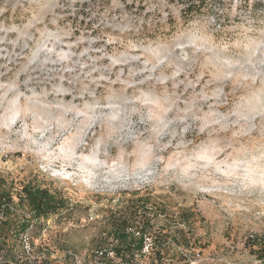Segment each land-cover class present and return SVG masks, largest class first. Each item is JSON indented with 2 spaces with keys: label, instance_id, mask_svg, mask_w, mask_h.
<instances>
[{
  "label": "clouds",
  "instance_id": "9594fccd",
  "mask_svg": "<svg viewBox=\"0 0 264 264\" xmlns=\"http://www.w3.org/2000/svg\"><path fill=\"white\" fill-rule=\"evenodd\" d=\"M25 2L0 0V31L4 33L0 45H13L12 52L6 46L0 48V60L7 61L0 63V69L6 70L0 76L14 71L19 59L15 48L24 39L25 48L28 41H36L37 50L21 71L30 75L29 69L36 65L56 72L60 86L41 99L26 96L18 83L0 82V171L10 172V179L25 184L33 177L36 182H51L63 190L65 198L97 210L114 206L122 194L131 198L133 192L140 196L149 189L158 192L163 186L196 221L224 217L245 230H264V31L245 32L237 40L235 47L242 50L244 58L230 64L225 77L243 89L254 90L251 95H226L221 89L202 97L204 102H219L208 105V111L195 105L180 109V96L198 86L205 79L204 73L195 83L188 81L184 92L165 106L159 97L138 91V86L157 78L159 70L171 72L160 79L161 85L171 81L172 87L178 88L185 84L179 79L182 68L142 51L120 58L109 56L104 47L89 46L76 52L73 49L84 41L65 43L67 34L45 41L35 34L27 35L31 29L42 34L36 24L10 40L18 28L4 24L23 13ZM164 6L161 4V11ZM43 22L41 18L36 23ZM117 42L112 37L107 40V44ZM176 48L184 53V60L210 51L196 37L177 43ZM105 59L111 61L107 67L101 64ZM117 66L120 71L113 80L110 76ZM125 67L127 76L121 79ZM104 84L122 87L101 103L96 90ZM48 96H52L50 102ZM213 108H224L229 114L217 115ZM173 186L183 195L170 192ZM49 193L54 195L51 188ZM101 216L70 224L64 231L84 234L99 223ZM195 226L206 238L202 225ZM215 251L213 243L203 249L195 264H219L210 259ZM251 259L247 250H242L228 264H247Z\"/></svg>",
  "mask_w": 264,
  "mask_h": 264
},
{
  "label": "rangeland",
  "instance_id": "374dc122",
  "mask_svg": "<svg viewBox=\"0 0 264 264\" xmlns=\"http://www.w3.org/2000/svg\"><path fill=\"white\" fill-rule=\"evenodd\" d=\"M185 3L186 0H26L23 13L17 15L13 20L6 21L4 26L15 25L18 28V32L9 36L10 40L18 39L30 24H36V27L42 30V34L35 33V29H31L27 31V35L35 34L39 36L40 41H45L50 36H65L67 34L65 43L84 41L82 45L73 49L76 52L91 46L92 49L104 47L105 52L114 58L139 54L141 51L150 56L156 54L159 58H166L168 63L184 70L179 79L185 80V84H181L175 89L172 87L171 81L166 85H161L160 79L170 76L171 72L161 73L158 70L157 78L147 85L138 86V91L159 97L165 106H167L166 102L176 100L177 96L184 92L188 81L195 83L201 73L205 74V79L200 81V84L195 88H188L187 92L180 96L178 102L180 109L195 105L202 106L205 111H208V105L219 102L211 99L204 102L202 97L218 93L221 89L226 95L229 92L237 97L251 95L254 90L243 89L234 79L227 80L225 77L230 71L229 65L242 61L244 58L242 50L235 47L237 40L245 32L259 34L264 31V0H209L208 8H205L207 10L194 14V18H189L188 22L184 20ZM161 4L165 5L163 11L160 10ZM41 18L44 19V22L37 24L36 22ZM53 20L56 21L55 24L52 23ZM144 31L147 34H143ZM3 35L4 33L0 31V37ZM109 37L115 38L118 42L107 44ZM189 37L198 38L202 46L210 51L203 55L197 53L195 56H190L189 60L182 59L184 53L177 49L176 45L181 41H186ZM92 41L97 42L92 43ZM27 43L28 47L25 48V40L20 39L19 46L15 48L19 59L14 71L0 76V82L9 85L18 83L19 91L25 92L26 96L34 95L42 99L45 93L50 92L54 87H59L60 81L55 79L56 72L46 71L36 65H32V68L29 69L30 75L21 71L29 64L37 50L36 41ZM5 46L8 52L13 51L12 44L0 45V48ZM132 49L137 51L134 53ZM186 51L190 52V50ZM6 62L0 60V63ZM101 64L107 67L111 61L105 59ZM119 71L120 66H117L112 70L110 78L114 80ZM124 71L125 76L121 79L126 78L127 67L124 68ZM0 72H6V70L0 69ZM17 74H19L18 80L16 79ZM185 74L187 79H185ZM105 75H109V73L105 72ZM25 81L29 82L25 84ZM205 82L208 84L207 87H204ZM121 87L120 84L111 86L104 84L96 90V98L103 103L114 93L118 94ZM256 95L258 96L260 93H256ZM223 99L221 97V101ZM51 100L52 96H48V101ZM232 110L235 111V107ZM212 111L217 115L229 114L224 108H213ZM232 118L235 119L234 116ZM241 123L244 122L241 121ZM4 161L7 162V157L4 158ZM0 175L15 189H18V186L20 189L22 185H25L22 180L10 179L12 175L10 172L5 174L0 171ZM28 183L51 188L53 192H57L65 198L63 190L54 188L51 182H36V178L33 177ZM170 192L175 193L177 197L183 195L176 192L174 186ZM65 199L74 207L73 211L67 212L64 216L56 215L42 220L41 226L33 230V234H38L40 231L42 234H38L32 249L35 250L42 243V239L47 240V245L50 246L52 253L51 257L55 259L56 264H66V261L70 264H96L101 257L98 250H108V258L115 259L111 252L112 246L116 244L113 238L114 227L119 220L128 217L135 211L139 216L154 217L153 222H156L157 226L168 225L167 221L177 224L176 227L184 231L190 242L191 249L189 251L183 247L178 249L189 255V264H195L203 256V249L213 243L216 246V251L212 253L210 259L218 261L219 264H228L242 250H247L248 256L252 258L247 264H264V259L260 257L262 252L258 251L264 246V230L253 231L251 228L245 230L243 225H233L231 220L224 217H204L200 221H196L173 195L164 191L163 186L158 192L149 189L140 196L133 192L131 198L122 194V199L114 206L99 210L74 202L70 198ZM138 199L148 202L147 207L140 206L141 208L138 209L139 203H136ZM15 200L17 199L15 198ZM111 203L110 200L109 204L111 205ZM162 211L165 214H159ZM101 213L99 223L84 234L73 230L64 231L70 224L79 225L93 215ZM197 223L201 224L207 233L206 238L200 235L199 229L195 226ZM41 227L43 231L40 229ZM13 241L15 239H12ZM24 241L26 244V240ZM169 241L171 246L175 245L171 239ZM28 246L25 248H29ZM16 251L18 252V247ZM152 256L151 248L145 249L142 257L136 256V263L150 264ZM3 261L2 253H0V264ZM114 262L115 264H129V262H122L120 259H116ZM165 262L178 264L169 259Z\"/></svg>",
  "mask_w": 264,
  "mask_h": 264
},
{
  "label": "trees",
  "instance_id": "16d2710c",
  "mask_svg": "<svg viewBox=\"0 0 264 264\" xmlns=\"http://www.w3.org/2000/svg\"><path fill=\"white\" fill-rule=\"evenodd\" d=\"M208 2L209 0H186L184 20L188 22L194 18V14L207 10L205 8H208ZM143 34L147 33L144 31ZM141 201L136 200V203H139L138 209L146 208L148 202ZM73 210L70 202L57 192L52 195L48 188L32 183L15 189L0 175V253L4 260L2 264H56L55 259L51 257L47 240L42 239V243L35 250L32 249L38 234H42L41 231L33 234V230L41 226L42 220L56 215L64 216ZM137 214L135 211L122 218L114 227L113 238L116 244L112 246L111 252L115 259L108 258V250H98L101 257L96 264H115L116 259L138 264L136 256L142 257L147 245L153 252L150 264H167L165 261L168 259L178 264L190 263L189 255L178 250L183 247L189 251L191 246L184 231L176 227L177 224L167 221L168 225L157 226L156 222H153L154 217ZM159 214L165 213L162 211ZM12 239L15 241L12 242ZM169 239L174 246H171ZM27 245L29 248H25ZM258 251L262 252L260 257L264 259V246ZM66 264L70 263L66 261Z\"/></svg>",
  "mask_w": 264,
  "mask_h": 264
},
{
  "label": "built area",
  "instance_id": "2783aa9c",
  "mask_svg": "<svg viewBox=\"0 0 264 264\" xmlns=\"http://www.w3.org/2000/svg\"><path fill=\"white\" fill-rule=\"evenodd\" d=\"M148 246H149V245H147V246L145 247V249H148ZM144 252H145V250H144Z\"/></svg>",
  "mask_w": 264,
  "mask_h": 264
}]
</instances>
